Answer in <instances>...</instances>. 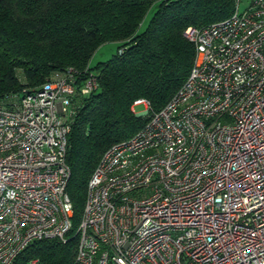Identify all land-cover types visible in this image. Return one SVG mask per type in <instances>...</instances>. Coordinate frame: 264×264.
Instances as JSON below:
<instances>
[{"label":"built area","instance_id":"obj_1","mask_svg":"<svg viewBox=\"0 0 264 264\" xmlns=\"http://www.w3.org/2000/svg\"><path fill=\"white\" fill-rule=\"evenodd\" d=\"M183 36L186 78L87 180L73 264H264V0ZM97 86L66 67L0 99V264L65 240L69 124Z\"/></svg>","mask_w":264,"mask_h":264},{"label":"trees","instance_id":"obj_2","mask_svg":"<svg viewBox=\"0 0 264 264\" xmlns=\"http://www.w3.org/2000/svg\"><path fill=\"white\" fill-rule=\"evenodd\" d=\"M236 0H0V99L38 87L66 67L93 72L96 91L78 99L69 124L65 191L71 226L63 242L29 243L10 264H73L87 180L101 153L132 136L186 78L193 45L187 26L202 27L229 16ZM154 7L145 28L137 26ZM116 42V51L93 66V51ZM121 50L118 52V50ZM137 100L147 102L137 116Z\"/></svg>","mask_w":264,"mask_h":264},{"label":"rangeland","instance_id":"obj_3","mask_svg":"<svg viewBox=\"0 0 264 264\" xmlns=\"http://www.w3.org/2000/svg\"><path fill=\"white\" fill-rule=\"evenodd\" d=\"M248 1L249 0H238V10L239 11L242 10L248 4ZM153 9H154V7H150L146 11L145 15L143 16L142 20L140 21L139 25L137 26L136 31L140 32V31H142L145 28V26L147 25L148 20H149V18L151 16V13H152ZM116 46H117L116 42H106V43H103V44L99 45L93 51V53H92V55H91V57L89 59V64L91 66H93L97 62H101V61L106 60L107 58L110 57V55L115 53ZM133 109H134L135 113H139V112L145 111L143 105H141V104H136L133 107Z\"/></svg>","mask_w":264,"mask_h":264},{"label":"water","instance_id":"obj_4","mask_svg":"<svg viewBox=\"0 0 264 264\" xmlns=\"http://www.w3.org/2000/svg\"><path fill=\"white\" fill-rule=\"evenodd\" d=\"M137 116H141L145 114V111L139 112V113H135Z\"/></svg>","mask_w":264,"mask_h":264}]
</instances>
